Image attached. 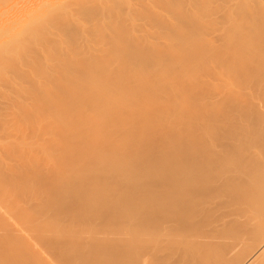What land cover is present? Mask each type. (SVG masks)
Segmentation results:
<instances>
[{"label": "bare ground", "instance_id": "6f19581e", "mask_svg": "<svg viewBox=\"0 0 264 264\" xmlns=\"http://www.w3.org/2000/svg\"><path fill=\"white\" fill-rule=\"evenodd\" d=\"M116 1L0 44V264H264V0Z\"/></svg>", "mask_w": 264, "mask_h": 264}, {"label": "rangeland", "instance_id": "374dc122", "mask_svg": "<svg viewBox=\"0 0 264 264\" xmlns=\"http://www.w3.org/2000/svg\"><path fill=\"white\" fill-rule=\"evenodd\" d=\"M70 1L0 0V44L3 45V42H5L3 47L7 51L11 49V52H9L10 56L25 55L29 47L35 46L37 43L36 39L40 37V34L53 18L56 20L62 19L66 23L73 21L80 26L86 27V21L81 20L78 14H74L77 10L69 4ZM98 1L105 0H95V3ZM235 1L238 0L233 2ZM116 2L127 9L129 5L130 7L136 6L138 1L117 0ZM0 67V72H8V67L5 64ZM219 78L225 84L223 86L224 91L232 88V82L229 78L223 75Z\"/></svg>", "mask_w": 264, "mask_h": 264}]
</instances>
